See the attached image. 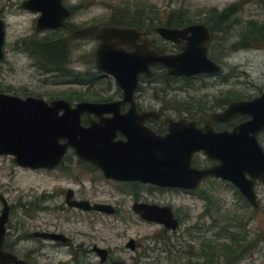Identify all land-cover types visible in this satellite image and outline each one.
<instances>
[{
	"label": "flooded vegetation",
	"instance_id": "1",
	"mask_svg": "<svg viewBox=\"0 0 264 264\" xmlns=\"http://www.w3.org/2000/svg\"><path fill=\"white\" fill-rule=\"evenodd\" d=\"M92 1L85 0L74 3L72 0H62L63 6L70 13V17L64 21L61 28L42 31L38 30L41 14L26 11L22 8L25 2L21 4L22 11L27 14H34L37 18L34 20V35L18 43L14 53L19 57L31 59L37 64L41 75L39 77L41 92L24 93L25 97H15L42 100L49 106L57 102H66L67 108L71 112L77 113L67 114L63 110L54 116L61 118V122L67 118L72 119L76 127V141L78 143L76 148L70 146V139L66 138L60 131L61 136L54 138L57 146H44L46 151L42 154L49 158L45 168H25L18 165L13 156L0 157V161L3 158H11L16 169L24 172L32 184L43 182V184L31 187L33 190L30 194L29 192L25 194L29 186L27 188L22 187L19 191V202L16 203H11L8 198L0 194V206L2 207L0 219L5 207L9 208V219L5 225L3 238V251L19 259H21V255H26L27 264H40L42 258L48 259L46 264H128L127 261L116 256L126 253L138 256L147 249V244L130 238L126 233L119 238L120 240L129 238L123 247L122 244L117 245L112 238L99 233L101 229L114 230L116 223L124 225L126 232L129 228L128 225L131 224L155 227L158 229V235L164 241L163 244H167V240L170 239L178 240L190 237L193 234L191 226H187L185 230L182 228L191 219V212L189 210L187 212L176 210L165 198L183 196L191 199V196L198 193L202 185L207 182L234 186L223 180L207 178L202 181L198 190L191 191L163 188L144 184L138 180H131L120 176L121 172H126L123 166L127 164L129 158V152L121 151L120 147L124 144H130V142L133 143V141L141 143L147 138L148 140H153L154 137L165 138L170 134L172 124H180L189 128H191V124H194L196 129L203 134H206L208 129L216 135H231L251 120L245 116H236L231 119L219 118L230 104L243 101H222L219 105L205 104L191 107V83L215 76L173 77L169 76L167 71L159 66L151 67V77H147L145 74L139 76L138 86L134 93V103H123L124 92L117 80L109 74L100 72L97 68V54L102 45L97 34L93 33L82 37H75V35L80 31L94 28L99 30L111 28L136 30L142 35L136 46H141L143 42L149 41L151 50L159 55L166 56L168 54L160 50L156 43L149 40L153 32L156 34L155 30L158 27L155 28L154 25L150 27L142 13L137 20L129 25L116 22L114 17L106 24L98 22L86 24L87 22L84 20L86 11L84 10H87V4L92 5ZM7 3L14 7L11 1ZM0 18L3 21L4 11H0ZM5 29L7 38L6 24ZM70 38L72 39L67 48L66 64L70 73L49 71L42 66L39 55L29 47L31 43L49 44ZM160 39L162 38L160 37ZM166 43L171 44L170 42ZM171 45L178 49V53L174 55L182 52V46ZM5 48L6 43L0 62L6 59ZM124 50L129 53L134 52L129 47ZM108 53L110 55V52ZM77 62L86 66L87 69L79 70L74 67ZM111 79L115 82V89L111 84L107 85ZM174 81L186 82L187 92L190 93L186 104L160 102L161 95L167 96V92L172 91L171 85ZM100 85L103 86L101 89L99 88ZM149 92H154L155 101L160 102V104L145 102L149 98ZM149 99L152 100V98ZM178 130L181 131V127ZM91 134L94 135L91 136ZM257 141L264 151V132L258 134ZM136 143L134 144L137 146ZM135 145L130 146V148L135 149ZM60 146L66 147V151L63 153L58 151L57 148ZM122 150L125 149L122 148ZM59 157H61L60 160H58ZM219 165L220 163L211 161L202 153L193 157L192 167L199 171L210 170ZM258 185L263 184L256 183L255 193ZM238 194L241 203L252 207L239 192ZM203 202L205 203L203 217L210 219L211 214L216 211L215 215L219 219H214V222L222 223L224 221L222 218L223 205L219 203L217 205L215 201L210 200H203ZM258 203L261 208L259 198ZM218 206L219 210H217ZM139 207L159 208L163 211V215L158 221H166L171 225L177 222L176 230L169 229L164 223L145 219L140 214ZM147 208L144 211L151 212ZM23 209H26L24 213L29 224L17 226L13 220L17 215L16 213L19 210L23 211ZM180 241L179 245L181 244ZM222 246L220 245L219 248ZM141 256H139V260ZM58 257L61 258L59 263L55 262ZM103 258H105L104 261ZM215 259L221 261L224 257L221 255Z\"/></svg>",
	"mask_w": 264,
	"mask_h": 264
},
{
	"label": "water",
	"instance_id": "2",
	"mask_svg": "<svg viewBox=\"0 0 264 264\" xmlns=\"http://www.w3.org/2000/svg\"><path fill=\"white\" fill-rule=\"evenodd\" d=\"M22 8L41 14L38 22V30L41 31L61 28L70 17L62 0H29ZM93 33L102 42L97 54V68L117 80L124 92L123 103H134L138 78L142 74L151 77L152 66L163 68L173 77L217 76L223 73V68L208 56L212 33L205 25L183 29L157 28L155 33L164 41L182 46L180 54L166 56L151 50L149 41L136 46L142 37L136 30L94 28L80 31L75 37ZM72 38L49 44L31 43L29 47L39 55L42 66L49 71L70 73L66 64L67 48ZM5 43V24L0 18V59L3 58ZM126 47L132 48L134 52L125 51ZM67 106L66 102L49 106L42 100L21 99L0 93V157L13 156L16 158L15 162L25 168H45L49 158L42 153L46 151L47 145L57 146L54 138L61 136L60 131L70 139V146L76 148L77 133L72 119L67 118L61 122V118L54 116L63 110L67 114L77 113L71 112ZM236 116L249 117L251 120L231 135H216L208 129L203 134L194 124H191V128L172 124L170 134L165 138L154 137L153 140L147 138L141 143L133 141L121 144V151L129 152V158L123 166L126 172H121L120 176L144 184L191 191L198 190L202 181L207 178L219 179L231 183L254 209H259L255 185L257 182L264 185V151L258 144L257 136L264 132V94L251 101L230 104L219 118L231 119ZM180 127L181 131L178 130ZM132 145H135V149L130 148ZM57 150L63 153L66 147L60 146ZM199 153L220 165L204 171L194 169L193 157ZM60 159L61 157L58 160ZM145 208L147 207H139V213L145 219L164 223L169 229L176 230L177 222L171 225L166 221H158L163 215L162 210L154 207L147 208L151 212H146ZM8 219L9 208L5 207L0 219V264H27L3 251Z\"/></svg>",
	"mask_w": 264,
	"mask_h": 264
},
{
	"label": "rangeland",
	"instance_id": "3",
	"mask_svg": "<svg viewBox=\"0 0 264 264\" xmlns=\"http://www.w3.org/2000/svg\"><path fill=\"white\" fill-rule=\"evenodd\" d=\"M8 1H11L14 7L8 5ZM25 1L0 0V11H4L3 21L7 27L6 59L0 62V93L19 97H25L24 93L41 92L39 86L41 75L37 64L14 53L18 43L34 35V20L37 16L22 11L21 4ZM72 1L80 3L85 0ZM92 2V5L87 4V10H84L86 24L97 22L106 24L114 17L116 22L129 25L142 13L150 27H153L152 24L156 27H164L170 17H175L173 19L177 22L181 18L180 14L184 13L185 19L191 21L192 25H207L210 29H212L211 18L214 11L223 12L237 6L236 16L229 25L230 33L228 35L218 33L216 42L208 45L209 58L223 68V73L191 83V107L205 104L219 105L222 101H250L264 94V47L259 48L256 44L249 50H233L234 45L243 43V38L246 39L248 22L258 21L264 24V0H93ZM149 40L156 43L157 47L168 55L178 53L175 46L164 42L154 32ZM74 67L79 70L87 69L78 62ZM109 82L107 85L111 84L115 89V82L112 79ZM102 87L100 85L99 88ZM171 87L172 91L167 92V96H160V102L186 104L190 96L186 82L174 81ZM148 97L152 100L147 98L145 102L160 104L155 101L154 92H149ZM37 184L43 182L32 184L24 172L16 169L11 158L1 159L0 194L8 198L11 203L19 202V191L22 187L29 186L30 189L28 188L25 194L28 192L30 194ZM256 193L261 204L258 211L241 203L237 190L225 183H204L201 190L191 196V199L183 196L166 197L165 200L176 210L191 212V219L185 223L182 230L190 225L193 233L183 239L167 240V244H163L164 241L158 235L157 228L139 224L128 225L126 232L124 225L116 223L114 230L101 229L99 233L112 238L117 245L122 244L123 247L129 238L127 240L119 238L126 233L130 238L147 244V249L138 256L132 253L116 256L124 259L128 264H204L209 262L210 258L220 257V253H213L209 248H219L220 245L229 242V234L231 237L235 236L238 241L247 237L246 245L249 247L246 254L236 261L233 260L231 264H264V185H258ZM203 200L215 201L217 205L218 203L223 205L222 223L214 222V219L218 218L214 208L215 212L211 214L210 219L203 217L205 213ZM1 210L0 206V212ZM24 212L26 209L16 213L13 223L17 226L29 224ZM20 258L28 262L26 255H21ZM60 259L58 257L55 262L59 263ZM39 263L46 264L48 259L42 258ZM229 263L225 258L220 261V264Z\"/></svg>",
	"mask_w": 264,
	"mask_h": 264
},
{
	"label": "trees",
	"instance_id": "4",
	"mask_svg": "<svg viewBox=\"0 0 264 264\" xmlns=\"http://www.w3.org/2000/svg\"><path fill=\"white\" fill-rule=\"evenodd\" d=\"M238 10V7H231L223 12L214 11L212 13L211 22L212 24V34L213 39L211 41V44L216 42L217 40V34L223 33L228 35L230 33V24L233 22V19L236 16V12ZM179 21H175V17H170L169 22L165 27L167 28H182L187 25H192L191 21H188L185 19L184 13L180 14ZM174 18V19H173ZM118 22V21H117ZM123 24V23H121ZM155 26V24H152ZM122 26V25H121ZM207 26V25H206ZM209 27V26H208ZM210 28V27H209ZM248 31H247V37L246 39L242 40L243 43H239L237 45L233 46L234 51L239 50H249L257 44L258 47H264V24L259 23L258 21H250L248 22ZM151 32V30H148ZM224 41H222L223 43ZM243 199V198H242ZM244 200V199H243ZM238 219V217H237ZM230 235V234H229ZM247 238V237H245ZM243 238V240L238 241L236 237L229 236V242H226L225 245H223L221 248H213L210 247L209 250L213 253L217 252L220 253V256L222 255L226 260H228L231 264L234 261L238 260L246 254L248 251V246L246 245V239ZM219 262V263H218ZM220 264V261H216L215 258H210L209 262H205L204 264Z\"/></svg>",
	"mask_w": 264,
	"mask_h": 264
}]
</instances>
